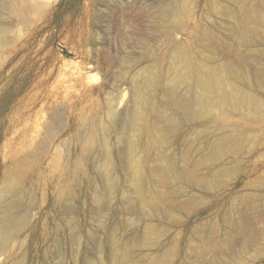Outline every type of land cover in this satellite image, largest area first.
<instances>
[{"label":"rangeland","instance_id":"1","mask_svg":"<svg viewBox=\"0 0 264 264\" xmlns=\"http://www.w3.org/2000/svg\"><path fill=\"white\" fill-rule=\"evenodd\" d=\"M137 1L0 0V8L4 4L9 7L0 12L5 25L0 36V177L14 171L19 163L17 159L35 144L63 152L75 130L77 113L98 102L104 105L105 89L112 87L121 71L126 78L120 84V92L126 97L121 105L117 104L116 110L122 112L132 97L140 94L143 80H133L132 75L151 66L146 62H118L109 66L104 60L108 56L116 59L126 55L127 42L139 29L134 22L143 23L147 19L148 11L139 8ZM190 1L191 14L187 21L195 22V27L202 18L199 8L204 10L208 3L214 9L208 20L223 21L228 27L234 25L236 18L245 20L243 31L237 23L233 31L256 37L254 46L240 47L237 58L233 48L225 47L217 38H208L203 44L211 49L208 56L219 61L221 66L238 60L252 61V53L262 55L261 60L252 61L259 72L256 84L237 97V105L245 95L256 106H237L225 114L221 107L213 106L202 114L200 129H194L193 122L187 124L192 137L203 135L207 148L217 146L220 152L217 162L206 159L201 168L209 179L207 191H212L211 195L176 178L162 188L160 175L153 174L145 186L136 190L140 192L131 194L137 209L129 213L125 212L116 195L104 190L103 179L93 185L85 210L89 220L78 236V246L85 259L78 264H120L124 253L122 241L126 239L121 222L144 234L137 244V257L143 264H264V145L257 147L255 140L264 137V38L252 33L257 29L264 31V20L252 29L251 24L245 27V14L240 10L249 0H217V4L214 0ZM260 15L264 16V10ZM174 45H186L195 52L199 49L197 39L185 32L167 43V49ZM160 56L164 58L162 52ZM203 68L213 80L228 73L226 68ZM244 70H249V66ZM244 70L240 68L239 71ZM166 113L170 115L171 111ZM220 122L228 125L229 133L234 129L238 134L232 141L226 143V130ZM159 137L155 133L151 151L156 160L149 163L155 168H164L165 158L175 151V146L166 144ZM138 152L130 156L134 164L143 153ZM96 170L103 175L101 168ZM37 174L39 187L55 191L56 184L47 179L42 169ZM173 190L178 193L176 203L164 200L151 205L141 200V191L155 199L151 191ZM250 198L253 201L244 204ZM19 210L30 214L31 218L44 212L42 208L28 206H21ZM242 211L248 216L254 239L252 247L248 248L235 227V220ZM82 215L83 212L75 210L70 217L77 219ZM208 221H212L211 229L198 230L201 223ZM99 228L98 237L92 239L91 235ZM151 230L155 233L152 243L145 237ZM232 241H235L234 246ZM7 258L0 246V264Z\"/></svg>","mask_w":264,"mask_h":264},{"label":"bare ground","instance_id":"2","mask_svg":"<svg viewBox=\"0 0 264 264\" xmlns=\"http://www.w3.org/2000/svg\"><path fill=\"white\" fill-rule=\"evenodd\" d=\"M214 2L217 4V0ZM190 3V0L137 1L139 8L148 11L147 19L143 23L134 22L139 29L132 37L129 36L131 41L129 39L127 42L129 49L126 55L116 59L108 56L104 60L109 66H115L118 62H146L151 66L132 75L133 80H143L140 94L134 95L122 112L116 110L117 104L121 105L126 97L125 93L120 92V84L126 78L124 71H121L112 87L105 89L104 105L98 102L81 108L77 113L75 130L64 145L63 152L55 147L44 148L35 144L30 150H24L26 152L17 159L19 163L14 171L0 177V246L8 255L4 264H55L56 261L59 264H78L83 261L85 258L78 246V236L89 220L85 213L89 206V189L99 184L101 179L105 181L104 190L116 195L125 212L129 213L137 209L131 194L140 192L136 190L145 186L153 174L160 175L162 188L176 178L183 182L186 180L191 187L211 195L212 191H207L210 188L209 179L201 168L206 159L217 162L220 152L217 146L207 148L203 135L192 137L187 124L193 122L194 129H200L202 114L213 106L221 107L224 114L237 106H256L245 95L237 105V97L256 84L259 72L254 62L261 60L262 55L252 53L251 60L254 62L238 60L225 66L218 64L219 61L208 56L211 49L203 47L206 39L223 41L225 47L233 48L237 58L240 47L254 46L256 37L233 31L235 23L243 31L245 20L238 21L236 18L231 27L224 26L220 20H208L214 12L208 3H205L204 10L199 8L202 18L195 27V22L187 21L191 14ZM8 8L4 4L0 12ZM263 10L264 0L244 2L240 13L245 14V27L251 24L252 29L262 23L264 16L260 14ZM4 28L0 15L1 37ZM184 32L197 39V52L186 45H174L168 50L167 43ZM252 33L264 38V31L257 29ZM120 42L122 44L123 40ZM103 44L106 46V43ZM161 52L164 58H160ZM212 57L218 59L217 56ZM203 66H216L219 70L226 68L228 73L213 80L211 74L203 71ZM246 66H249L247 71L244 70ZM240 68L244 71L240 72ZM251 100L254 101V98ZM167 110L171 111L170 115H167ZM219 125L226 130V143L238 135L234 129L229 133L226 123L220 122ZM155 133L166 144L175 146V151L165 158L167 162L164 168H155L149 163L156 160L151 151ZM255 140L257 147L264 145V137H256ZM234 150L237 152L238 148ZM138 151L143 153L139 158L137 156L134 164L130 156L139 154ZM98 167L103 170L102 176L96 170ZM39 169L56 184L55 191H45L37 185ZM141 192L142 202L151 205L164 200L176 203L178 194L175 190L151 191L153 199L145 191ZM252 201V198L247 199L244 204ZM21 206L42 208L44 212L31 218L30 214L18 211ZM75 210L83 212V215L77 219L70 217ZM120 224L126 238L122 241L124 253L120 264H143L137 257V244L144 234L137 228L131 229L126 222ZM235 227L244 246L252 247L254 239L245 211L238 214ZM208 228H212V221L198 226L201 231ZM99 229L91 235L92 239L98 237ZM154 236L153 230L145 234L151 243ZM234 245L235 241H232Z\"/></svg>","mask_w":264,"mask_h":264}]
</instances>
